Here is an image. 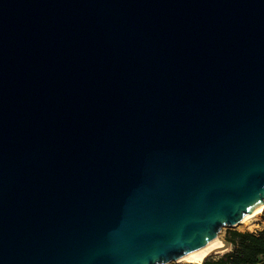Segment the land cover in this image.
<instances>
[{
    "label": "water",
    "instance_id": "95a60500",
    "mask_svg": "<svg viewBox=\"0 0 264 264\" xmlns=\"http://www.w3.org/2000/svg\"><path fill=\"white\" fill-rule=\"evenodd\" d=\"M261 208L264 0H0V264H167Z\"/></svg>",
    "mask_w": 264,
    "mask_h": 264
},
{
    "label": "trees",
    "instance_id": "16d2710c",
    "mask_svg": "<svg viewBox=\"0 0 264 264\" xmlns=\"http://www.w3.org/2000/svg\"><path fill=\"white\" fill-rule=\"evenodd\" d=\"M232 249L212 263L216 264H264V229L258 233L230 230L225 238ZM208 261L205 260L204 264Z\"/></svg>",
    "mask_w": 264,
    "mask_h": 264
},
{
    "label": "bare ground",
    "instance_id": "6f19581e",
    "mask_svg": "<svg viewBox=\"0 0 264 264\" xmlns=\"http://www.w3.org/2000/svg\"><path fill=\"white\" fill-rule=\"evenodd\" d=\"M262 208L247 214L238 224H243L248 221V219L254 217L256 214L260 213ZM228 249V245L224 242V240L220 237V235H216V237L209 243L201 246L197 250L187 253L185 255L180 256L176 259L178 262L190 263V264H201L209 255L213 253H222Z\"/></svg>",
    "mask_w": 264,
    "mask_h": 264
},
{
    "label": "rangeland",
    "instance_id": "374dc122",
    "mask_svg": "<svg viewBox=\"0 0 264 264\" xmlns=\"http://www.w3.org/2000/svg\"><path fill=\"white\" fill-rule=\"evenodd\" d=\"M264 224V208L262 209V211L258 214H256L254 217L248 219V221L246 223L243 224H237L235 226H225L221 229V231L219 232L220 237L223 240H226V236L227 233L230 230L233 229H237V230H254V229H258L261 225ZM232 248V246L230 248H228L225 252L222 253H213L211 255H209L205 260L208 261L207 264H216V263H212L215 260L219 259L224 253H226L227 251H230ZM167 264H190V263H184V262H178L176 260L171 261Z\"/></svg>",
    "mask_w": 264,
    "mask_h": 264
},
{
    "label": "crops",
    "instance_id": "0c3cea01",
    "mask_svg": "<svg viewBox=\"0 0 264 264\" xmlns=\"http://www.w3.org/2000/svg\"><path fill=\"white\" fill-rule=\"evenodd\" d=\"M264 229V224L261 225L258 229H252V230H239V231H242V232H245V231H250V232H254V233H258L259 231L263 230ZM232 246V245H231ZM232 249V248H231Z\"/></svg>",
    "mask_w": 264,
    "mask_h": 264
}]
</instances>
